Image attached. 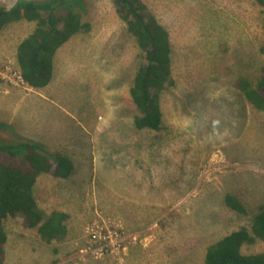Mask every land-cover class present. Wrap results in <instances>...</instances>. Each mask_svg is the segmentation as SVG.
Here are the masks:
<instances>
[{
	"label": "rangeland",
	"instance_id": "1",
	"mask_svg": "<svg viewBox=\"0 0 264 264\" xmlns=\"http://www.w3.org/2000/svg\"><path fill=\"white\" fill-rule=\"evenodd\" d=\"M141 1L173 49L177 84L161 96V132L134 127L129 89L141 52L113 0H85L90 32L56 54L53 81L40 91L16 73V48L34 25L1 32L0 121L12 126L0 130L2 142L39 143L72 154L75 164L69 181L41 177L35 189L41 208L68 213V238L45 244L21 218L9 219L7 264H205L208 247L260 213L264 115L236 84L258 79L264 65L263 10L255 0ZM227 194L247 216L227 210ZM96 245L111 250L86 255ZM243 253H264V243Z\"/></svg>",
	"mask_w": 264,
	"mask_h": 264
},
{
	"label": "trees",
	"instance_id": "2",
	"mask_svg": "<svg viewBox=\"0 0 264 264\" xmlns=\"http://www.w3.org/2000/svg\"><path fill=\"white\" fill-rule=\"evenodd\" d=\"M255 2L264 14V0ZM113 4L141 52L142 64L129 89L135 112L134 127L137 131L161 132L160 99L164 91L176 85L172 75L170 34L141 0H113ZM87 14L85 0H23L10 8L0 6V34L6 26L21 21L34 25L16 48V73L20 83L34 90L51 84L56 54L73 37L91 29L82 21ZM261 51L264 53V43ZM236 88L255 111L264 115V65L258 79L253 81L250 76H241ZM11 129L7 122L0 121L1 131ZM74 174L72 154L69 156L61 150L52 152L39 143L25 140L3 143L0 137V264H7L6 224L9 219L21 218L24 229L35 231L45 244L61 243L68 238V213L41 208L35 189L41 177L66 182ZM224 201L227 210L248 215L245 205L236 196L227 194ZM258 242L264 243V205L250 227L234 231L208 247L205 264H264V253H243L245 247ZM54 251L59 252V249L54 248Z\"/></svg>",
	"mask_w": 264,
	"mask_h": 264
},
{
	"label": "built area",
	"instance_id": "3",
	"mask_svg": "<svg viewBox=\"0 0 264 264\" xmlns=\"http://www.w3.org/2000/svg\"><path fill=\"white\" fill-rule=\"evenodd\" d=\"M97 230H98V226L96 227V232H97ZM93 237H95V234L93 235ZM104 239H106V238H104ZM110 250H111V245H110ZM110 250L104 251L103 248H98V249H96V250H94V251H91V252H89V253H87L86 250H83V251H81V255H85V254L87 253L86 255L90 254V255H92L95 259H101V258H103L104 256H106V255L110 252Z\"/></svg>",
	"mask_w": 264,
	"mask_h": 264
},
{
	"label": "bare ground",
	"instance_id": "4",
	"mask_svg": "<svg viewBox=\"0 0 264 264\" xmlns=\"http://www.w3.org/2000/svg\"><path fill=\"white\" fill-rule=\"evenodd\" d=\"M52 1V0H51ZM67 4V3H66ZM27 5V4H26ZM28 6V5H27ZM108 8V7H107ZM97 9V8H96ZM25 13V11H24ZM24 15V14H23ZM22 17V16H21ZM26 17V16H25ZM40 19V18H39ZM263 19V18H262ZM53 28V27H52ZM51 29V28H50ZM57 31V30H56ZM50 36V35H49ZM49 38V37H48ZM50 39V38H49ZM44 43V42H43ZM262 46V45H261ZM124 62V61H123ZM123 64V63H122ZM9 65V64H8ZM128 65V63H127ZM28 84V83H27ZM177 84V83H176ZM126 90V89H125ZM164 98V97H163ZM173 105V104H172ZM212 113V112H211ZM214 113V112H213ZM196 118V117H195ZM210 118V117H209ZM222 119V118H221ZM178 122V121H177ZM177 132V131H176ZM217 138V137H216ZM98 140V139H97ZM197 141V140H196ZM207 148V147H206ZM208 153V152H207ZM263 160V159H262ZM264 162V161H263ZM108 188V187H107ZM154 213V212H153ZM150 215V214H149ZM56 251V250H55ZM81 253V252H80ZM75 255V254H74ZM66 258V257H65ZM66 260V259H65Z\"/></svg>",
	"mask_w": 264,
	"mask_h": 264
},
{
	"label": "crops",
	"instance_id": "5",
	"mask_svg": "<svg viewBox=\"0 0 264 264\" xmlns=\"http://www.w3.org/2000/svg\"><path fill=\"white\" fill-rule=\"evenodd\" d=\"M65 47H66V46L62 47V48L59 50V52L62 51ZM59 52H58V53H59ZM54 76H55V72H54ZM42 90H43V89H42ZM39 91H40V90H39ZM43 96H45V95L43 94ZM39 97H41L40 94H39ZM54 245H56V244H54ZM126 258H127V256H126ZM68 264H71V262H69ZM108 264H113V262L110 261Z\"/></svg>",
	"mask_w": 264,
	"mask_h": 264
}]
</instances>
